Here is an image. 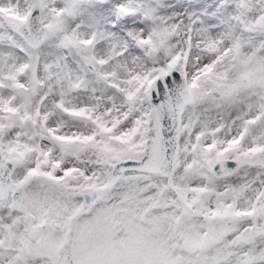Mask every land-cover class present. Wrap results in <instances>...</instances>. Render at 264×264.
Segmentation results:
<instances>
[{
	"label": "snow or ice",
	"instance_id": "snow-or-ice-1",
	"mask_svg": "<svg viewBox=\"0 0 264 264\" xmlns=\"http://www.w3.org/2000/svg\"><path fill=\"white\" fill-rule=\"evenodd\" d=\"M0 264H264V0H0Z\"/></svg>",
	"mask_w": 264,
	"mask_h": 264
}]
</instances>
